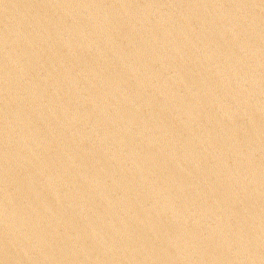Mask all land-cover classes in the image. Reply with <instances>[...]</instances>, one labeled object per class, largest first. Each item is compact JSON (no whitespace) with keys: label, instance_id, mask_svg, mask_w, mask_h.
<instances>
[{"label":"water","instance_id":"95a60500","mask_svg":"<svg viewBox=\"0 0 264 264\" xmlns=\"http://www.w3.org/2000/svg\"><path fill=\"white\" fill-rule=\"evenodd\" d=\"M0 264H264V0H0Z\"/></svg>","mask_w":264,"mask_h":264}]
</instances>
